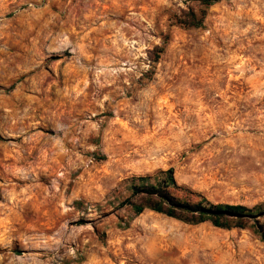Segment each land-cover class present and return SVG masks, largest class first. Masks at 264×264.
Wrapping results in <instances>:
<instances>
[{"label":"rangeland","instance_id":"374dc122","mask_svg":"<svg viewBox=\"0 0 264 264\" xmlns=\"http://www.w3.org/2000/svg\"><path fill=\"white\" fill-rule=\"evenodd\" d=\"M197 8L0 0V264H264L249 228L117 225L128 179L168 167L211 202L264 203V0L173 23Z\"/></svg>","mask_w":264,"mask_h":264},{"label":"trees","instance_id":"16d2710c","mask_svg":"<svg viewBox=\"0 0 264 264\" xmlns=\"http://www.w3.org/2000/svg\"><path fill=\"white\" fill-rule=\"evenodd\" d=\"M217 1L196 0L198 8L181 11L173 17V23L182 27H201L206 8ZM166 39L167 35H163V42ZM162 49V45L151 49V62L157 61ZM126 188L129 194L118 207L127 208L131 215L122 224L118 223V227H126L128 220L147 209L192 225L206 222L216 228H249L264 241V203L247 206L211 202L200 193L177 185L171 167L150 175L130 177Z\"/></svg>","mask_w":264,"mask_h":264}]
</instances>
